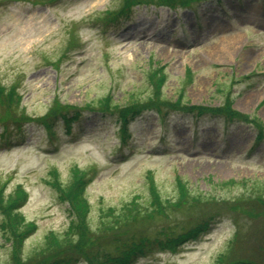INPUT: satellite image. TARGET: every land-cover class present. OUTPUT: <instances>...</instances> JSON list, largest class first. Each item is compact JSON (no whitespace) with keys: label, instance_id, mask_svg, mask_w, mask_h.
<instances>
[{"label":"rangeland","instance_id":"374dc122","mask_svg":"<svg viewBox=\"0 0 264 264\" xmlns=\"http://www.w3.org/2000/svg\"><path fill=\"white\" fill-rule=\"evenodd\" d=\"M34 1L0 0V86L16 87L20 96V113L10 114H20L18 128L7 121V138L0 131V193L7 200L21 187L28 199L20 213L36 226L19 260L29 261L50 234L64 236L75 219L57 197L53 171L60 187L74 170L86 173L92 235L109 210L149 206L152 188L164 205L178 201L179 181L191 198L213 200L195 213L170 212L153 221L144 231L151 237L207 227L175 253L153 251L134 264H214L238 225L253 220L264 235V214L247 207L250 194L264 200V136L251 145L253 125L170 108L158 120L149 107L129 121L121 141L115 116L87 107L107 97L120 107L132 97L147 103L149 75L161 68L164 102L183 96L184 108L213 109L228 99L233 110L264 127V0H205L172 11L139 6L116 22L105 12L119 7L118 0ZM52 107L80 114L68 134L58 118L54 137L38 124ZM102 244L113 251L108 241ZM10 247L0 229V264L14 263Z\"/></svg>","mask_w":264,"mask_h":264},{"label":"trees","instance_id":"16d2710c","mask_svg":"<svg viewBox=\"0 0 264 264\" xmlns=\"http://www.w3.org/2000/svg\"><path fill=\"white\" fill-rule=\"evenodd\" d=\"M11 1V0H10ZM22 1V0H17ZM58 0H35L33 4H51ZM119 7L105 12L106 18L116 22L117 20L126 19L132 7L134 6H162L171 10L178 7L190 8L193 3L201 0H118ZM105 18V19H106ZM72 48L76 46V42L72 39ZM149 82L153 86L151 96H147V103L142 104L140 98L132 97L127 106H117L111 104L109 97L99 100L96 106L92 104L88 107L93 113L103 115L105 113L115 116L118 125V133L121 141L127 137L126 126L128 121L134 119L143 108L153 107L159 115V120L164 117L167 112L165 109L183 110L186 109L196 114L203 112H212L221 115L225 121L231 119H239L248 122L257 130L255 142L260 141L264 136V127L259 125L257 121H251L245 115H241L231 109L232 102L228 99L218 108L208 109L200 106L182 107L183 96L178 97L174 102H164L162 100V89L166 83L167 77L161 68L151 71ZM138 100V101H137ZM20 102V96L16 87L4 89L0 86V129L7 138L8 122L14 121V129L18 126L15 121L18 116L10 117L11 113H20L17 109ZM63 108L52 107L47 112L45 118H41L38 122L42 126L45 133L53 136L52 121L56 118L62 120L66 132L70 131L71 123L78 118V112L72 111L71 115L62 111ZM67 111V109H64ZM22 115V113H21ZM10 117V121L7 120ZM23 120V119H22ZM21 121V120H20ZM52 185L57 191V197L60 201H65L70 213L74 215L68 231L64 236L58 237L54 233L46 238L45 244L38 250L34 251L31 258L27 262H21L18 258V252L24 241L36 229L32 223L26 222L20 213V209L27 202L28 194L19 187L14 195L7 200L0 193V212L2 220L0 229L2 236L6 241H10L13 256V264H79L81 261L86 264H134L140 258L146 256L153 251H169L175 253L178 248L198 239L202 232L206 231L207 224L199 223L193 227L184 230L176 235H167L161 231L156 237L146 235L144 231L147 227L158 218H165L170 212L183 214L195 213L197 209L205 206V203L213 200H201L191 198L182 182H178L179 199L174 203L164 205L154 189H151L153 201L149 202V206H139L138 203L127 205L120 212H109L104 216V220L100 222L97 233L92 235L87 226V216L89 213V203L85 198L88 180L86 173L74 170L72 180L69 184L60 187L58 185L56 173H52ZM257 193H261L256 188ZM250 194L247 200V207L253 208L254 212L264 214V200L262 196ZM260 200H255L259 199ZM205 202V203H204ZM263 202V204H262ZM207 206V205H206ZM249 220H246V223ZM255 221H249V227L238 225L233 238L228 242L229 246L223 253L218 255L214 264H264V235L256 231ZM246 226V225H245ZM246 229V231H244ZM245 237V238H244ZM92 238L95 239L92 242ZM108 241L112 252L103 246L102 241ZM249 244V246H248ZM102 247V250L100 248ZM246 250H248L246 252Z\"/></svg>","mask_w":264,"mask_h":264}]
</instances>
